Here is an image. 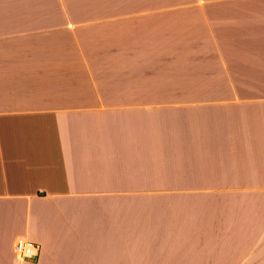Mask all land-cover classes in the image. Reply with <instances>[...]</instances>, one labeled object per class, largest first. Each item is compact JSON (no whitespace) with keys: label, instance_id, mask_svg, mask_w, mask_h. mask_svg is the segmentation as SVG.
<instances>
[{"label":"crops","instance_id":"obj_1","mask_svg":"<svg viewBox=\"0 0 264 264\" xmlns=\"http://www.w3.org/2000/svg\"><path fill=\"white\" fill-rule=\"evenodd\" d=\"M0 264H264V0H0Z\"/></svg>","mask_w":264,"mask_h":264},{"label":"built area","instance_id":"obj_2","mask_svg":"<svg viewBox=\"0 0 264 264\" xmlns=\"http://www.w3.org/2000/svg\"><path fill=\"white\" fill-rule=\"evenodd\" d=\"M42 247L26 237H18L15 242V251L20 262L37 259L40 257Z\"/></svg>","mask_w":264,"mask_h":264}]
</instances>
